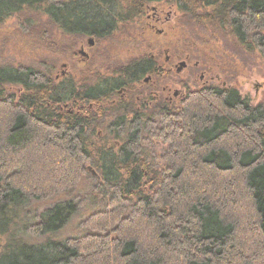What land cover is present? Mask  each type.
Instances as JSON below:
<instances>
[{"label":"trees","instance_id":"1","mask_svg":"<svg viewBox=\"0 0 264 264\" xmlns=\"http://www.w3.org/2000/svg\"><path fill=\"white\" fill-rule=\"evenodd\" d=\"M153 3L264 59V0H0V23L44 15L72 38L102 40ZM145 69L134 62L83 84L0 65V264H264V104L233 86L202 88L158 101L156 123L111 109L122 114L110 129L93 110ZM94 127L108 143L95 145ZM143 134L164 151H144ZM87 184L103 208L81 221L82 235L56 239ZM60 195L67 200L30 213L31 202Z\"/></svg>","mask_w":264,"mask_h":264},{"label":"rangeland","instance_id":"2","mask_svg":"<svg viewBox=\"0 0 264 264\" xmlns=\"http://www.w3.org/2000/svg\"><path fill=\"white\" fill-rule=\"evenodd\" d=\"M166 9L177 14L175 6L166 5ZM169 21L153 26L137 19L109 38L95 39L94 45L90 47L87 37L77 39L62 33L52 24L49 25L44 15L39 23L13 16L0 23V65H32L54 76L65 69L80 83L89 84L100 77L115 74L124 64L137 57L150 54L158 58L159 63H163L167 52L174 63L173 70L169 76L154 77L150 86L152 89L162 91L163 87L169 85L171 95L177 88H185L186 93L201 87L208 79L209 85L225 84L237 88L241 96L249 99L253 105L264 104V59L258 52H250L234 38L224 37L210 28L195 27L187 21L182 23L178 16H172ZM158 29H162L163 33H157ZM51 42L55 43L54 47L49 46ZM81 45H84L88 57L79 53ZM187 56L190 57V67L177 73L176 65ZM196 62L201 66L196 67ZM147 88L149 85L144 89ZM160 99L163 102L164 97ZM143 136L146 138L144 151L159 154L167 146L152 135ZM91 138L99 146L107 142L108 135L105 129L94 127ZM87 165L92 175L100 179L101 170L91 162ZM92 188V184L83 185L75 193L73 198L80 199L82 205L57 233L56 239L82 235L84 230L81 221L90 211L103 208L98 200H93ZM67 198L60 195L53 199L33 201L29 204L30 213H40L55 202ZM45 238L32 237L30 240L38 242Z\"/></svg>","mask_w":264,"mask_h":264},{"label":"flooded vegetation","instance_id":"3","mask_svg":"<svg viewBox=\"0 0 264 264\" xmlns=\"http://www.w3.org/2000/svg\"><path fill=\"white\" fill-rule=\"evenodd\" d=\"M173 6V5H170ZM174 13V14H173ZM177 13V10H176ZM172 16H177V14H175V12L173 11L171 13L170 10L166 9V4H158V3H153L150 5L145 6L144 11L141 14V18H139L138 20L140 21H145L146 23H150L153 24V26L155 24H161L163 22H170L169 20L172 18ZM157 33L161 34L163 33L162 29H158ZM87 37V44L92 47L93 45L89 44V39L93 38L94 42H95V38L92 36H86ZM81 55H83L84 57H88L89 54L87 53V51L84 48V45H81V49L79 52ZM137 62V64L144 65L145 69V74L141 77V79H133L131 78V82H128L127 85H122L118 88H116L112 93H110V98L107 99L106 102H102V110H98V109H94L93 111L96 113H99V117H101L100 119H103L102 121H107L109 128L111 129V127H113V123L120 119V115L122 114V112L118 113V111L116 112H112L111 109H117L120 107V109L125 110V113L127 114V121H131L134 117V114L132 113V111H134V109L140 111L143 115V122L145 124L148 123V120H150V122H155V117H156V105L158 103V101H162L160 99V97H164L165 102H168L169 104H173V103H179L186 95L185 93V88H177L174 90L173 94H170L171 91V86L167 85L165 87H163L162 91H159L158 89H152L151 83L154 77H156L157 73H160V75H165V76H169L173 70V66L174 63H172V59L169 55H165L164 58V62L163 63H159L158 62V58H154L153 55H145V56H141V57H137L132 59L131 61H129L128 63L124 64L120 69H118L117 71L123 69L125 66H129V64ZM181 62H185V66L179 70V66ZM190 57L187 56L186 59L180 61L178 63V65H176V72L180 73L183 69L190 67ZM66 66V65H64ZM196 67H200L201 65L199 64V62L195 63ZM206 69H204L205 71ZM116 71V72H117ZM67 76L72 77L71 75H69L67 73V71L65 69H63L61 71V74H58L55 76L57 81H61L62 79L66 78ZM117 77L118 73L112 74V75H106L103 77ZM205 76V72L202 75V79ZM112 77V78H113ZM75 81L76 80L74 77H72ZM142 82V83H141ZM206 83H203V85L199 88H197L196 90L202 89V88H209V87H231V86H226L225 84L222 86H218V85H209L207 82H209V80L207 79L205 81ZM80 83V82H79ZM149 88L144 89L145 86ZM168 93V95H163ZM142 95L144 98H142ZM89 108H95L94 104H90ZM104 109V111H103ZM140 118H142V116L140 115ZM110 124V125H109ZM112 130H114V128H112ZM111 136H108V138H110Z\"/></svg>","mask_w":264,"mask_h":264},{"label":"water","instance_id":"4","mask_svg":"<svg viewBox=\"0 0 264 264\" xmlns=\"http://www.w3.org/2000/svg\"><path fill=\"white\" fill-rule=\"evenodd\" d=\"M89 44L90 45H93L94 44V39L93 38H90L89 39ZM184 66H185V62H181L180 63V66H179V70H181Z\"/></svg>","mask_w":264,"mask_h":264}]
</instances>
